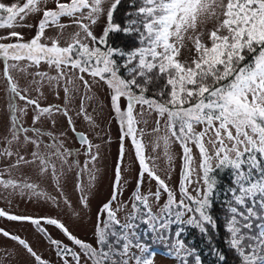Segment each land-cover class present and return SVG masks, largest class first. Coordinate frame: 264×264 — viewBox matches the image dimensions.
<instances>
[{
  "label": "snow or ice",
  "instance_id": "6c2138e0",
  "mask_svg": "<svg viewBox=\"0 0 264 264\" xmlns=\"http://www.w3.org/2000/svg\"><path fill=\"white\" fill-rule=\"evenodd\" d=\"M120 4L121 0H26L20 6L0 0V29L17 25L36 28L30 38L14 30L0 35L10 115L9 134L3 137L5 147L0 151V161H8L0 172V186L44 196L36 191L35 183L3 178L5 173L11 176V169L29 166L59 185L63 173L57 172L53 157L60 160L62 168L73 153L61 151L63 141L35 125L61 113L75 132L67 105L78 91L74 87L77 80L92 91L87 75L108 88L122 136L131 139L142 167L131 210L119 201L121 185L116 181L111 198L97 213L95 243L75 236L59 219L13 215L2 209L0 217L28 221L41 232H46L42 220L61 230L71 244L56 239L51 243L62 264H154L156 253L143 239L142 225L148 229L146 234L167 243L170 254L181 264H189V257L201 264L197 250L181 238L184 227L175 232V242L169 232L174 224L191 226L211 243L209 229L218 230L211 209L220 173L227 172L231 184L224 219L226 242L239 264H264V0H131L133 10L126 14L128 19L117 23L114 13ZM30 17L35 23L25 24ZM115 33L131 37L134 45L128 50L111 46L109 37ZM42 63L56 75L40 71ZM13 71L32 76V83L40 86L47 81L59 89L63 82L65 106L41 107L26 88H20ZM122 98L127 102L123 109ZM90 99L87 93L81 95L76 114H83L91 123L84 106ZM18 101H24L25 106L20 107ZM29 105L34 106L32 126L25 127L22 117ZM145 117L154 118L155 126L147 133L155 134L153 150L162 144L169 164L173 159L171 144L178 143L183 150L182 179L175 190L154 170L156 158L146 156V130L139 127L147 125ZM79 140L87 145L85 151L94 162L97 156L92 154L86 135L79 133ZM193 148L199 156L197 168H193ZM73 163L79 167L78 161ZM86 169L87 165L80 170L81 176ZM145 174L156 181V191H142ZM94 179L90 174V183ZM192 184L197 187L190 191ZM78 187L79 206L87 208L89 197L82 183ZM163 194L166 199L160 204ZM150 200L158 205L156 211ZM64 204L73 207L67 199ZM121 211L125 212L123 219ZM73 212L80 215L75 208ZM0 233L23 246L36 264H46L24 239L3 229ZM215 251L217 259L225 261V255Z\"/></svg>",
  "mask_w": 264,
  "mask_h": 264
},
{
  "label": "rangeland",
  "instance_id": "374dc122",
  "mask_svg": "<svg viewBox=\"0 0 264 264\" xmlns=\"http://www.w3.org/2000/svg\"><path fill=\"white\" fill-rule=\"evenodd\" d=\"M3 2L22 6L26 0H3ZM24 23L34 24L35 20L30 17L28 20L24 21ZM13 30L24 33L26 38H30L36 32L35 27L28 28L17 25L12 29H0V35L7 34V32ZM66 31H71V29ZM111 41L112 39L109 37V44ZM3 68L4 62L0 61V151L5 147L3 137L9 134L8 125L10 121L9 95L6 91ZM39 70L47 72L50 76L56 75L54 69H50L43 63ZM29 71L34 73L36 69H29ZM12 75L19 82L20 88H26L29 97L37 100L41 107L51 106L55 109L57 106H65L63 82H61V86L57 89L54 86H49L47 81L44 82L43 86L32 83V76H25L23 73L17 71H13ZM85 78L93 84L92 91L88 92V89L84 88L77 80L74 87L78 89V91L73 94L74 99L67 105L71 119L75 125V132L71 130L68 118L61 113H55L51 120L42 119L40 123L35 125V127L41 128L45 132H52L59 140L63 141V148L61 151L68 149L73 153L72 156L67 158V164H64L62 168L60 160L53 157L57 172L63 173L60 177L59 185H57L56 180L51 176L40 175L38 169L34 166L11 169V176L9 177V175L5 173L4 179L11 178L16 181L35 183L38 186L36 191L43 193L44 196L38 197L28 190L21 192L17 189L13 192L10 189L5 190L0 186V209L13 215L59 219L61 222L65 223L75 236L90 243H95L93 231L96 216L101 206L107 203L111 198L114 183L116 181L120 182L121 194L118 199L128 206V210H131L132 193L136 189L138 179L141 178L142 167L135 156V148L131 139L122 136L120 122L111 107L108 88L103 82L96 83L87 75H85ZM36 79L39 80L40 78L36 77ZM38 88L39 91H37ZM40 92H42L43 95H40ZM84 93H87L88 96L91 97L90 100L84 101L86 114L92 117L91 123L84 119L83 114L79 116L76 114L80 111V97ZM126 103V100L122 98V109L126 107ZM18 104L20 107L25 106L24 101H18ZM33 108L34 106L29 105L27 108V115L22 117V122L25 127L32 126ZM145 118L148 120L147 125L141 123L139 127L145 128L146 130V134L143 137L146 145V156L156 158L154 170L157 175L165 179L166 183L175 190L182 179L183 150L178 143L171 144L170 153L173 159L171 164H169L167 157L164 155L162 144L160 148L153 150L155 134H147L150 133L151 129L155 126L154 118ZM138 119L141 118L138 117ZM52 120L55 121V124L52 123ZM197 130L199 131V128ZM79 133H84L88 141L92 144L93 147L91 148V152L93 155L97 156L94 162L90 161L85 151L87 145L79 140ZM29 135H31V132H29ZM43 139L49 142V137L45 136ZM15 148L16 146L13 144L12 150L15 151ZM193 155L196 157L193 161V168H197L199 156L195 148H193ZM74 161L79 162V167L73 163ZM147 163L153 166L152 160H148ZM7 164L8 161H0V172L4 171ZM69 165L72 167L69 168ZM85 165H87V169L81 176L80 170L83 169ZM117 172L120 173L119 176ZM90 174L95 177L94 180H91V183ZM142 178V191L145 194H147L149 190L153 192L156 191L157 184L155 180L150 181L146 174L143 175ZM193 179H196L195 173L193 174ZM81 183L84 188V193L89 197V206L87 208H81L79 206L81 192L78 185ZM195 187H197V185L192 184L189 190L191 191ZM193 195H195V192H193ZM45 196L47 198H45ZM65 199L71 202L72 208L64 204ZM165 199L166 194H163L159 203L163 204ZM58 203L59 206H57ZM150 203L153 207V211H156L158 205L151 200ZM116 206V204L113 205V207ZM73 208H75L76 212H79L80 215H76L75 212H73ZM119 215L121 219H123L125 212L121 211ZM41 227L46 229V232H41L36 225L28 221H10L6 217H0V229L10 232L12 235L19 236L28 242L34 251L46 261V264H62L51 240H61L64 244L69 245L71 242L64 237L61 230L52 225H47L43 220L41 222ZM180 228L181 226L175 224L171 226L169 232L171 242H175L177 239L175 237V232L180 230ZM140 232L143 234V239L149 242L150 247L156 253L154 264H181V261L174 253L170 254L167 243L156 241L154 234H146L148 232L146 226L142 225ZM181 238L185 244L192 247L185 238H183L182 234ZM207 241L209 242L208 238ZM211 243H213L212 240ZM195 249L199 252L196 247ZM202 250L204 251L205 248ZM232 255L234 263L238 264L239 259L234 251ZM70 259L69 257V260ZM188 260L189 264H195V261L191 257H189ZM0 264H36V261L17 241L5 237L0 233Z\"/></svg>",
  "mask_w": 264,
  "mask_h": 264
},
{
  "label": "trees",
  "instance_id": "16d2710c",
  "mask_svg": "<svg viewBox=\"0 0 264 264\" xmlns=\"http://www.w3.org/2000/svg\"><path fill=\"white\" fill-rule=\"evenodd\" d=\"M131 0H121V4L117 7L114 13V21L117 23H122L128 19L126 15L128 12L132 11ZM112 41L110 45L116 48H123L128 50L130 46L134 44L131 37L115 33L110 34ZM231 184V176L227 172L220 173L218 191L215 193V200L212 207V215L217 219L218 230L212 232L209 229V235L212 237L213 243L207 241V237L202 235L198 229L191 226H184V232H182L183 238L192 246L196 247L201 257V264H236L234 263L233 250H231L227 244V233L224 228V219L226 212V201L228 198L227 189ZM182 227V226H181ZM205 250L203 251L202 249ZM219 250L226 257L225 261L220 262L217 259L216 251ZM239 264V263H238Z\"/></svg>",
  "mask_w": 264,
  "mask_h": 264
},
{
  "label": "flooded vegetation",
  "instance_id": "af4514ba",
  "mask_svg": "<svg viewBox=\"0 0 264 264\" xmlns=\"http://www.w3.org/2000/svg\"><path fill=\"white\" fill-rule=\"evenodd\" d=\"M45 234V233H44Z\"/></svg>",
  "mask_w": 264,
  "mask_h": 264
}]
</instances>
